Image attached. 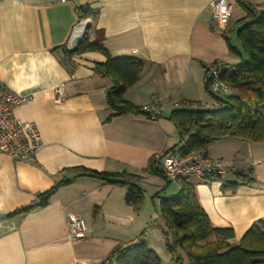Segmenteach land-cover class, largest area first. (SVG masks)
Wrapping results in <instances>:
<instances>
[{
    "label": "crops",
    "instance_id": "obj_1",
    "mask_svg": "<svg viewBox=\"0 0 264 264\" xmlns=\"http://www.w3.org/2000/svg\"><path fill=\"white\" fill-rule=\"evenodd\" d=\"M211 1L0 0V83L30 97L13 114L34 123L43 142L34 161L0 152V217L34 204L61 183L46 206L0 221V264L112 262L108 258L118 244L140 237L161 264H178L166 246L159 197L176 196L179 185L167 196V180L146 169L154 155L182 148L172 111L214 104L207 101V68L238 62L222 35L232 16L225 25L216 23ZM82 7L96 9V17H82ZM87 19L92 21L88 37L100 31L111 56L145 63L124 98L136 107L159 105L157 120L129 113L107 121L112 113L107 90L114 80L95 71L106 61L102 52L74 54L64 65L63 49H69L75 26ZM206 154L234 172L223 183L188 179L212 225L232 228L238 243L264 219V142L224 138L211 143ZM248 167L253 180L239 182L236 171ZM78 168L138 175L140 210L126 202L127 187L81 175ZM71 213L85 219V238L69 237Z\"/></svg>",
    "mask_w": 264,
    "mask_h": 264
},
{
    "label": "trees",
    "instance_id": "obj_2",
    "mask_svg": "<svg viewBox=\"0 0 264 264\" xmlns=\"http://www.w3.org/2000/svg\"><path fill=\"white\" fill-rule=\"evenodd\" d=\"M246 10V15L236 22V34L241 48L233 46L228 33H222L232 55L238 62L222 67L220 79L230 87L223 97L212 93L209 81L205 90L214 104L197 109L178 108L172 111L170 119L181 136L182 154L204 150L218 140L235 138L253 142H264V9L250 7L244 0H237ZM81 16L95 18L96 9L81 8ZM99 51L106 61L95 65V71L111 76L114 86L107 90V103L112 110L111 118L129 113H144L124 98L128 88L141 78L145 63L135 57L111 56L104 46V35L96 32L88 36L76 50L63 49V63L74 54ZM68 67V66H67ZM81 175L92 176L106 183L127 187L126 202L138 211L143 202V191L134 183L138 175L127 172L113 173L78 168ZM148 174L168 180L151 159ZM241 183H249L253 178L243 172H236ZM238 183H234L233 187ZM59 183L49 191L37 196L34 204L16 209L0 217V221L16 213H27L36 207L46 206ZM154 197H158L155 195ZM159 214L165 234L166 246L173 261L178 264H264V219L254 223L238 243H234L232 228L212 225L207 213L200 205L196 188L188 178L179 181L176 196L161 198ZM109 261L116 264H161L159 256L150 250L144 238L136 242L118 244L110 253Z\"/></svg>",
    "mask_w": 264,
    "mask_h": 264
},
{
    "label": "built area",
    "instance_id": "obj_3",
    "mask_svg": "<svg viewBox=\"0 0 264 264\" xmlns=\"http://www.w3.org/2000/svg\"><path fill=\"white\" fill-rule=\"evenodd\" d=\"M249 3L248 0H244ZM213 19L220 25L229 22L234 3L232 0H212ZM82 22H79L73 31L69 47L72 46L73 37ZM222 65L215 62L206 70L205 81H209L212 93L230 92V87L220 79ZM62 87L57 89V96L62 94ZM30 100L29 96L15 94L3 87L0 83V152L10 155L14 159H26L34 161L36 154L43 148L41 135L34 123L19 121L14 117V110ZM204 107L211 105L204 104ZM141 110L151 120H157L160 116V107L155 103L141 106ZM155 165L164 173L165 177L179 185L182 178L198 177L205 181L218 180L222 183L226 177L234 172V169L226 165L221 159H213L207 156L204 150L182 154L179 150L169 149L154 155ZM237 172V171H236ZM251 176V168L241 171ZM87 223L84 218L75 214L68 215V235L73 240H80L87 236ZM79 264V263H76ZM80 264H116L112 262H84Z\"/></svg>",
    "mask_w": 264,
    "mask_h": 264
},
{
    "label": "rangeland",
    "instance_id": "obj_4",
    "mask_svg": "<svg viewBox=\"0 0 264 264\" xmlns=\"http://www.w3.org/2000/svg\"><path fill=\"white\" fill-rule=\"evenodd\" d=\"M248 2H249L250 7L256 8L258 10L264 9V0H248ZM233 3H234V10L232 13L233 22L229 26V30L227 31V33H228V36L230 38L231 44L233 46H237V47L241 48V42L238 39L237 34H236V28H237L236 22L238 19H241L246 15V10H245L244 6L242 4H240L237 0H234ZM90 29L91 28L88 29L89 33H91ZM88 32H87V36H89ZM207 95H208L207 101H209V102L213 101L211 96L209 94H207ZM216 95L219 97H223L225 95V93L221 91L219 93H216ZM177 191H178L177 184L175 182H170L168 184L167 189H166L164 194L167 196H170V195L176 194Z\"/></svg>",
    "mask_w": 264,
    "mask_h": 264
},
{
    "label": "bare ground",
    "instance_id": "obj_5",
    "mask_svg": "<svg viewBox=\"0 0 264 264\" xmlns=\"http://www.w3.org/2000/svg\"><path fill=\"white\" fill-rule=\"evenodd\" d=\"M84 22V21H83ZM84 25H85V22L84 23H82V25L79 27V29L76 31V33H75V35H74V37H73V41H72V46H75L78 42H79V40L83 37V35H84V31H85V27H84Z\"/></svg>",
    "mask_w": 264,
    "mask_h": 264
},
{
    "label": "water",
    "instance_id": "obj_6",
    "mask_svg": "<svg viewBox=\"0 0 264 264\" xmlns=\"http://www.w3.org/2000/svg\"><path fill=\"white\" fill-rule=\"evenodd\" d=\"M90 26H91V20L90 19H87L86 21H85V25H84V29H85V31H84V35H83V37L79 40V42L75 45V46H71V47H69V49L70 50H76L78 47H79V45L83 42V40L86 38V34H87V31H88V29L90 28Z\"/></svg>",
    "mask_w": 264,
    "mask_h": 264
}]
</instances>
